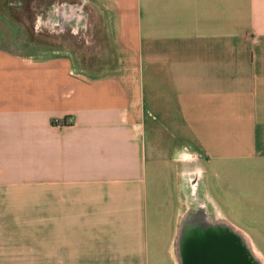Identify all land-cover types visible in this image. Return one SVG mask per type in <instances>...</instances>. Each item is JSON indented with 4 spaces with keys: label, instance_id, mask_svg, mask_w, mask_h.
I'll return each instance as SVG.
<instances>
[{
    "label": "crops",
    "instance_id": "1",
    "mask_svg": "<svg viewBox=\"0 0 264 264\" xmlns=\"http://www.w3.org/2000/svg\"><path fill=\"white\" fill-rule=\"evenodd\" d=\"M93 2L0 48V264H179L187 169L264 219V0Z\"/></svg>",
    "mask_w": 264,
    "mask_h": 264
},
{
    "label": "rangeland",
    "instance_id": "2",
    "mask_svg": "<svg viewBox=\"0 0 264 264\" xmlns=\"http://www.w3.org/2000/svg\"><path fill=\"white\" fill-rule=\"evenodd\" d=\"M94 8L93 0H0V48L29 51L32 45H38L41 49L45 48L47 42L57 43V36L62 34V30H66L69 24L73 30L79 19L85 22L86 17L79 16V13L94 12ZM53 31L58 35H52ZM75 37L77 36L72 34L71 40ZM184 200H188L187 194H184ZM256 214L259 217V213ZM228 215L236 226L239 221L247 230L249 228L260 231L263 236L261 240H264V219H259L262 215L258 218L254 212L240 209L239 205ZM257 246L264 254V242Z\"/></svg>",
    "mask_w": 264,
    "mask_h": 264
},
{
    "label": "water",
    "instance_id": "3",
    "mask_svg": "<svg viewBox=\"0 0 264 264\" xmlns=\"http://www.w3.org/2000/svg\"><path fill=\"white\" fill-rule=\"evenodd\" d=\"M184 186V194H187L188 200L180 219L179 230L182 229V231H184L185 237L183 238V242L186 243L184 252H187L189 257L200 251L196 246H194L196 245L194 241L196 240L195 238L197 235H201V239H207L208 241L212 239L213 236H216L219 246L215 249L219 250V252L226 251L230 253L232 260L235 261L236 264L239 263L238 260H240V256H242V264H264V254L260 248L252 242V239L243 229V240L246 242L245 247L243 248V253H241L242 250H239L238 246H236L233 241H230V244L227 246V250H225L224 244L222 243L223 236L218 233H213L215 229H218V226L214 224L216 221L231 222L232 224L230 225L232 227H234L235 223H233L232 220H230L222 211L218 209V206L207 194L203 184V173L200 168L185 170ZM178 236L179 231L176 241V250L179 264H181L178 254ZM232 260L231 263L234 264ZM188 262L191 263L192 260L189 259Z\"/></svg>",
    "mask_w": 264,
    "mask_h": 264
},
{
    "label": "flooded vegetation",
    "instance_id": "4",
    "mask_svg": "<svg viewBox=\"0 0 264 264\" xmlns=\"http://www.w3.org/2000/svg\"><path fill=\"white\" fill-rule=\"evenodd\" d=\"M214 224L218 226V229H215L213 233H218L223 236L222 243L224 244V249L227 250L228 244H230V241H233V243L238 246L239 250H242L241 253H243V248L245 247L246 242H244L243 240L242 229L236 225L232 227L230 225L232 224L231 222L228 223L225 221H216L214 222ZM178 237V254L181 264H232V257L230 256V253L226 251L219 252V250L215 249L219 246V242L216 239V236H213L212 239L208 241L207 239H201V235H197L195 238L196 240L194 241L196 245L194 246H196L200 251L196 252V254H193V256L191 257L188 256L189 254L187 252H184L186 243L183 242V238L185 237V235L182 229L179 230ZM189 259L192 260L191 263L188 262ZM239 259L240 260H238V264H242V256H240ZM232 262L236 264L235 261L232 260Z\"/></svg>",
    "mask_w": 264,
    "mask_h": 264
},
{
    "label": "bare ground",
    "instance_id": "5",
    "mask_svg": "<svg viewBox=\"0 0 264 264\" xmlns=\"http://www.w3.org/2000/svg\"><path fill=\"white\" fill-rule=\"evenodd\" d=\"M55 123H57V122H55ZM55 123H54V124H55ZM60 123H61V122H60ZM61 124H62V123H61Z\"/></svg>",
    "mask_w": 264,
    "mask_h": 264
}]
</instances>
